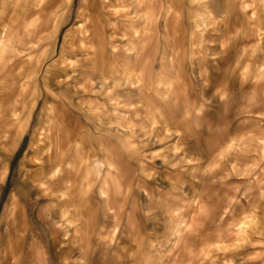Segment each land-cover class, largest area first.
Segmentation results:
<instances>
[{
  "label": "clouds",
  "instance_id": "9594fccd",
  "mask_svg": "<svg viewBox=\"0 0 264 264\" xmlns=\"http://www.w3.org/2000/svg\"><path fill=\"white\" fill-rule=\"evenodd\" d=\"M188 2L205 4L207 0ZM227 3L244 14V25L225 37L216 55L223 56L227 64L228 45L239 35L259 38L251 55L250 48H245L231 68L219 64L193 66L187 76L172 68L167 78L145 82L141 74L138 82L130 85L140 90L135 103L113 97L116 88L121 87L114 85L104 95L113 106L107 115L115 120L105 123L97 116L98 135L93 138L90 153L75 145L76 156L68 162L67 151L61 152L53 144L48 149L53 155L44 153L36 159L39 170L35 174L32 166L20 171L22 183L18 181L12 192L13 214L17 206L22 209L27 205L30 211L8 248L0 237V253L8 252L12 264H165L178 246L173 241L183 233L191 234L196 219L203 214L199 197L183 201L182 207L173 206L178 199L176 182L172 181L169 188L162 182L165 173L176 170L188 180L199 175L201 179L211 178L215 185L233 174L251 175L256 169L264 172V60L257 63L254 59L257 51L264 52L258 46L259 40H264V0ZM204 14L209 20L207 27L217 22L207 9ZM10 31L11 26L3 28L0 46L15 55H24L13 46L19 40H9L6 35ZM194 31L202 34V26L197 24ZM209 39L215 41L216 37ZM246 57L248 62L242 65ZM0 61L11 63L10 59L5 61L3 53ZM241 68L238 81L235 73ZM125 83H129L127 78ZM107 84L105 80L101 88ZM35 96L34 93L27 101L33 108ZM18 102L19 98L5 107L0 100V143L9 141V130L20 125L23 131L28 124L31 113L26 108L17 111ZM103 107L96 108L92 115L101 113ZM48 110L51 125V105ZM238 122L254 125L244 137L246 143L234 140L231 148H222L214 155L209 152L211 138L223 126ZM180 140L183 143H173ZM240 155L250 161L244 169L238 163ZM157 159L162 161L158 172L146 171L145 164ZM226 165L223 177L215 175ZM14 166L15 157L8 161L6 175H0V185L9 183ZM0 167H4V159H0ZM73 173L78 179L73 178ZM234 190L239 192L241 188ZM187 208L194 211L185 218ZM148 229L161 233V238L142 237L141 232ZM0 264H5L3 255Z\"/></svg>",
  "mask_w": 264,
  "mask_h": 264
},
{
  "label": "rangeland",
  "instance_id": "374dc122",
  "mask_svg": "<svg viewBox=\"0 0 264 264\" xmlns=\"http://www.w3.org/2000/svg\"><path fill=\"white\" fill-rule=\"evenodd\" d=\"M161 1L88 0L89 5L99 2H106L111 6L117 4L119 10L125 6L130 8L127 4L131 2L152 4ZM6 2L12 3L11 0ZM16 3L10 6L9 17L0 24V31L11 26V31L6 35L9 40H19V44L13 46L17 52H23L24 55H15L0 46V53H3L5 61L11 60V63L0 61V81L3 82L0 84V100L7 107L19 98L17 111L26 108L30 112L32 105L27 101L37 87L43 95H53L54 101L47 100L45 105L52 106L56 119L62 117L59 116L58 110L61 106L58 102L63 100L66 110H70L82 125L77 132L73 129L75 127L73 123L70 128L65 126L68 130L55 132L57 137L63 138L70 158L76 156L75 145H80L85 153H90L84 147L89 146V143L86 144V139L90 133L92 136L98 135L97 116L105 123L115 120V117L107 115L113 110V106L108 102L109 98L104 95L106 90L120 84L121 87L116 88L113 97L128 99L135 103L140 90L133 89L130 85L137 83L141 74L145 82H148L158 77L167 78L172 68H177L184 76L189 74L188 70L193 66L206 68L209 64H219L231 68L245 48H250L249 55H251L259 39L247 35L236 36L228 45L229 58L225 64L224 57L216 55L220 51V43L227 35H232L237 29L243 28L244 14L237 8H230L227 0H207L205 4H190L188 0H177L165 4L168 14L166 21L154 17L149 27L144 26L143 23L138 26L141 38L132 41L129 38L133 31L131 28L126 29L127 34H122L123 31L120 30L115 38V48L108 44L105 57L116 67L113 71L102 74L91 67L89 62H85L89 55H85L80 49L81 46L88 45L87 39L81 42L82 35H78L76 31L78 24L76 16L82 9L84 0H71V3H67L66 0H44L42 4L39 0H18ZM205 9L210 11L217 21L211 27H207L209 20L204 14ZM143 13L139 11L138 16H143ZM197 24L202 26V34L194 31ZM213 35L216 37L215 41L209 39ZM262 43L264 44V40H259L260 49ZM30 45L37 46L29 47ZM112 50H116L117 55L112 56ZM262 53L264 52H256L254 59L257 63L260 62ZM116 61L122 66H118ZM247 62L246 57L241 64L246 65ZM134 63L136 66L133 65ZM33 69L37 70L36 78H20L28 73L32 74ZM242 71V68L236 70L235 76L238 81ZM48 72H50L49 83H44L42 77ZM126 78L129 81L127 84ZM105 80L108 84L101 88ZM22 81L28 84L25 86ZM89 81L91 83H88ZM226 82L231 83L230 79H226ZM23 91L26 94L24 98L21 96ZM101 105L104 106L101 113L92 115V112ZM36 108L40 110L39 107ZM43 112L42 117L38 114L36 117L32 113L30 119L25 117L28 119L25 129L21 131L18 129L21 126L17 125L14 130H9V141L0 143V159H4V167H0V175H6L8 161L15 157V166L9 183L0 185V237L3 238L5 248H8L18 226L27 218L30 211L27 205H23L22 209L16 207L15 214L10 213L13 212V189L18 181L22 183L19 173L28 166H32L33 174L37 172L35 161L42 155L37 145L38 139L50 140L45 136L44 131L41 135H37V132L34 137L29 135L30 131L36 130V126L45 124L46 111ZM67 119H64L65 122ZM37 120L39 122L36 123ZM229 126H233V132L231 130L228 133V126H223L222 130L211 138L210 142L213 140L212 142L218 144L212 148L213 155L222 148H231L234 140H238L240 144L246 143L244 137L254 127L252 123L244 125L240 122L234 125L229 123ZM173 143H183V141H173ZM69 145L73 147L70 148ZM184 146L187 147L186 144ZM201 158L205 157L201 156ZM232 158L230 154L229 163ZM161 163L159 159L147 162L145 169L149 172H158ZM238 163L240 168L244 169L250 161L240 155ZM261 168H264V164ZM226 169L227 165L215 175L223 177ZM179 178L178 183L184 184L181 182H185L186 178L181 174ZM163 179L166 180V173ZM196 179L199 184L196 187L195 198L199 197L203 205V214L196 219V227L191 234L183 233L178 241H173L174 244L178 243V246L172 250V255L166 258L165 264H228L229 261L231 264H264V198H262L264 172L256 169L251 175L233 174L226 180L217 181L215 185L211 184V178L205 180L197 175ZM237 186L241 188L239 192L234 190ZM176 193L179 197L174 207L179 208L183 206L186 190L179 186ZM37 195H39L38 191ZM210 209L213 211L211 215ZM193 211L192 208L190 215L185 218L190 217ZM141 236L145 239H158L162 234L148 229L146 232H141ZM0 255H3L5 264H12L8 252ZM251 256L257 258L247 259Z\"/></svg>",
  "mask_w": 264,
  "mask_h": 264
},
{
  "label": "crops",
  "instance_id": "0c3cea01",
  "mask_svg": "<svg viewBox=\"0 0 264 264\" xmlns=\"http://www.w3.org/2000/svg\"><path fill=\"white\" fill-rule=\"evenodd\" d=\"M11 1L12 3L9 4L6 2V0H0V24L8 19L10 6L17 4L16 1L18 0H11ZM174 1H177V0H162L159 3H152V4L151 3L141 4V3L131 2L130 4L125 3L130 8H126L125 6V8H121L120 10L117 8V4L112 5L115 7L113 8L111 5H108L106 2L104 3L99 2V3H95L91 5H85V2H84L82 9L79 11L78 15L76 16V19L78 21V24L76 25L77 26L76 31L78 35L80 34L82 35L81 36L82 38H80L81 42L85 39H87V42H88L87 46H81L80 48L85 55H89L88 58L86 57L85 62L86 63L89 62V64H91L90 65L91 67L96 68L97 71H99L102 74L113 71L116 66L105 58L106 49H107L108 44L115 48V44H114L115 38L119 34L120 30L123 31L122 34H127L126 29L131 28L133 31H132V35L129 38L132 41L138 38H141L139 34L138 26L141 23H143L144 26L149 27L151 20H153L154 17L157 20L162 19L166 21V15L168 14L166 12L165 4H168ZM69 11H70V8H69ZM139 11H143L144 15L138 16ZM0 33L1 34L3 33V29H1ZM260 47L264 49V44L262 43ZM115 51L116 50H112V56L117 55ZM262 60H264V53H262L261 58H260V61ZM116 64L118 66H122L120 62H117ZM133 65L136 66V63H134ZM28 74L23 75L24 77L22 76L20 78H29V79L36 78L37 70L33 69L32 74H29V75ZM49 75H50V72H48V74H45L42 77V80L44 81V83H49L48 82V79H50ZM22 82H23L22 84H25V86L28 84V82L26 81H22ZM34 93L36 94L35 96L36 104L34 108L33 107L31 108L30 113L34 114L35 116L36 114H38L40 117H42V114H44V112L42 113V111L45 110L46 111L45 124L47 123L46 124L47 126H45V124H42V125L39 124L38 126L35 127L36 130L30 131L32 135L31 134L29 135L31 137L32 136L34 137L36 136L37 132H38L37 135L38 134L41 135L42 132L44 131L45 136L50 139L49 141H44V139L42 138L38 139L37 145L40 149L41 154L46 152L48 153V155H53V153L48 152V149L52 148L53 144H55L60 149L61 152L67 151L65 149V143H64L63 138H61V136L57 137L55 132L56 130H60V131L61 130L63 131V129L68 130L67 128L68 127L70 128V125L72 123L75 125V127H73L74 131L77 132L82 127V125L80 124V121L76 119V117L70 112V110H66L65 103L63 102V100H60L58 104L61 107L58 110V112H59V116H62V117L61 119H56V114L54 113V109H52L51 125H49V110H48L49 107L46 106L45 103L47 102V100L54 101L53 95L52 94L43 95V93H40L38 91L37 87L31 95L33 96ZM22 94L23 95L21 96L24 98L26 96L25 92ZM36 107H39L40 110H37ZM65 118H68L66 120L67 123L64 120ZM37 122L39 121L37 120L36 123ZM62 123H65V125H63ZM66 125L68 127L65 128ZM18 129L21 130V127H19ZM231 130L232 132L234 131L233 126H228L227 132L229 133L231 132ZM71 132H73V130ZM90 134L88 138L86 139L87 140L86 144L89 143V146L87 145V147L86 146L84 147L86 151L88 152L91 151V148H90L91 139L95 137ZM212 141L208 145V150L211 153H212V148L216 144ZM217 145L218 144H216V146ZM73 159L74 158H70V156L68 155L66 156V160H68V162H72ZM38 170L39 169L37 166V171ZM72 175L74 179H77L75 173H73ZM179 176L180 174L178 172L174 170H170L169 172L166 173V180L163 179L162 182L166 183L167 185L171 187L172 181H175L176 187L181 186V187H184L186 190V194H185L186 196L184 197L183 201L194 200L196 187H198V184H199L198 179H195V180L185 179L184 180L185 182H181L184 184L180 185L178 183L180 179ZM175 195L179 197L177 193H175ZM175 203H176V200L173 202V206L175 205ZM191 211H192V208H187L183 216L187 217L188 215H190ZM10 213L11 215H13L12 211H10ZM211 214H213V211L210 209V215Z\"/></svg>",
  "mask_w": 264,
  "mask_h": 264
},
{
  "label": "bare ground",
  "instance_id": "6f19581e",
  "mask_svg": "<svg viewBox=\"0 0 264 264\" xmlns=\"http://www.w3.org/2000/svg\"><path fill=\"white\" fill-rule=\"evenodd\" d=\"M84 2H85V5H89V2H88V0H85Z\"/></svg>",
  "mask_w": 264,
  "mask_h": 264
}]
</instances>
